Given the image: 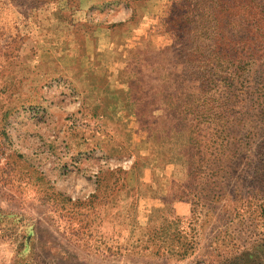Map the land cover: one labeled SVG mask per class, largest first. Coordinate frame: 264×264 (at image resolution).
<instances>
[{
    "label": "rangeland",
    "instance_id": "1",
    "mask_svg": "<svg viewBox=\"0 0 264 264\" xmlns=\"http://www.w3.org/2000/svg\"><path fill=\"white\" fill-rule=\"evenodd\" d=\"M0 264H264V0H0Z\"/></svg>",
    "mask_w": 264,
    "mask_h": 264
},
{
    "label": "crops",
    "instance_id": "2",
    "mask_svg": "<svg viewBox=\"0 0 264 264\" xmlns=\"http://www.w3.org/2000/svg\"><path fill=\"white\" fill-rule=\"evenodd\" d=\"M141 42H143V41H141ZM127 53L131 54L130 52H127ZM146 56H148V52H145L143 55L140 54L138 51L133 52L131 60H133L132 62H134V65L131 66V69H128L125 67L123 69H121V71H122L121 73L125 74L124 77H127V76L131 77V82L129 84H126L125 82H122V84H120L122 90L128 91V92H136L137 91L139 86L137 84H135V86H134V75L136 73L146 72L149 70V68H148L149 64L147 61L148 59L146 58ZM134 70H135V72H134ZM147 82H148V79H146V80L144 79V82L141 83L142 84V92L149 91V90H147V88H149V85ZM132 104H133V102L131 103L130 108L134 110V105H132ZM130 114H134V111L131 112ZM143 118H141V117L137 118L136 117V118H133L132 120H135L136 122L141 123ZM163 140L164 139H162V141Z\"/></svg>",
    "mask_w": 264,
    "mask_h": 264
},
{
    "label": "trees",
    "instance_id": "3",
    "mask_svg": "<svg viewBox=\"0 0 264 264\" xmlns=\"http://www.w3.org/2000/svg\"><path fill=\"white\" fill-rule=\"evenodd\" d=\"M140 73V72H139ZM140 81H141V79H140ZM135 109V108H134Z\"/></svg>",
    "mask_w": 264,
    "mask_h": 264
}]
</instances>
